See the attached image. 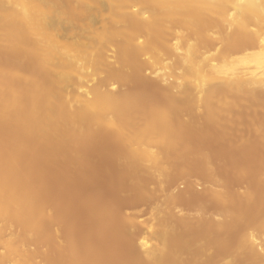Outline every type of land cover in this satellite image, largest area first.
Segmentation results:
<instances>
[{
  "label": "bare ground",
  "instance_id": "6f19581e",
  "mask_svg": "<svg viewBox=\"0 0 264 264\" xmlns=\"http://www.w3.org/2000/svg\"><path fill=\"white\" fill-rule=\"evenodd\" d=\"M250 47L251 50H248ZM0 49L16 53L20 60H28L30 64L28 66H23L21 63L10 65L0 60V118H6L7 125L15 129L4 143L5 147L1 146L0 149V247L2 249L0 264H55L56 260L63 258L68 260V264H79L80 259L76 260L77 256L73 250L75 248L71 249L64 241L65 239H62V235L60 236L61 214L59 215L58 211L55 212L58 206H55V209L52 208L54 202L51 203L52 198L48 202L49 199L46 200V196L43 197L39 192L40 189L43 191L41 186L45 183L46 172L45 174L36 172L39 168L35 164L39 160L36 158L44 155L41 152L42 146L49 145V156L56 157L58 153L60 154L59 150L65 147L68 150V146L71 147L69 143L73 138H78L79 135L84 137V134L94 129L109 134V138L112 136L120 147L122 146L127 156L122 155L120 160L128 158L133 165L141 167L144 170L143 172L140 169V172H143L141 175L147 173L149 175L147 177L151 176L157 183V186L153 184L155 188L157 187L155 190L163 192L162 200L159 196L160 202L154 203L156 205L152 207L153 209L151 208L150 221L147 222L146 219V222L140 221L141 219L137 220L136 217H128L129 219L126 220L128 226L138 223L147 228L148 234L145 233L146 235L142 236L138 243L144 263H184L181 260L182 252L187 248L181 249L175 246L174 235L180 230L176 233L172 224L174 219L171 223L169 219L175 216L177 196L175 197L173 194L175 192L172 191H175L177 187L170 189L171 192H169L165 189V183L171 169H174L171 167V161L183 156H181V153L184 154L182 148L188 140H182L186 143L183 146L179 136L183 129L179 130L181 131L179 133L176 123L174 127L164 103L163 105L142 103L145 97L141 102L131 97L129 99L119 93L116 79L125 80L130 72H134H132L133 68L140 73L144 72L145 68H150L154 79L168 92L191 100L192 107L195 109L189 108L191 111L199 112L198 115H203L215 122L226 117L228 122L234 125V120L238 118L234 116L237 113L234 114L233 110L237 99L235 95L246 91H264V0H0ZM31 65H34L37 70H33ZM107 81L108 87L104 86ZM69 86L73 87L72 91L67 90ZM166 94L164 93L165 96ZM255 94L257 97V93ZM258 96L260 97V94ZM140 97L143 96H139V99ZM257 101L253 100V102ZM249 105L251 110V103ZM194 112L192 114H195ZM235 112H238L237 109ZM174 114L173 118H175ZM253 116L255 118V115ZM233 117L236 119L233 120ZM202 120L199 121L202 122ZM249 120L246 118L245 122H250L252 126V119ZM204 122L206 123L205 119ZM225 122L221 126L225 125ZM262 122L258 124L255 121V127L253 126L261 136L264 134ZM198 124L196 126L199 127L202 123ZM8 126L5 127L8 128ZM238 127L241 126L238 125ZM229 128L231 129V126ZM232 128L235 127L232 126ZM245 134L248 133L244 132V135H241L245 136ZM235 137L237 139L236 135ZM246 138H248L247 135ZM61 139L64 141L59 143ZM235 143L238 142L235 141ZM72 147L74 148V145ZM61 152L63 154V151ZM191 156H188L190 161ZM184 160L186 158H183ZM52 161L54 163V159ZM129 161L126 160V162ZM210 161L207 165L211 168ZM126 162L125 164H128ZM175 163L173 166H177L176 169H178L180 162ZM179 165L181 167V163ZM255 167L252 168L256 170ZM214 168L216 166L213 170ZM244 169L240 170L239 167L240 176L247 172ZM214 173L209 176L212 182L220 181L219 176H216L217 173ZM178 174L180 172L174 174L176 178ZM186 174L190 175L187 171ZM223 178L226 179V177ZM150 179H148L149 184ZM261 180L264 179L261 178ZM137 181H140L138 177L135 182ZM222 184L206 186L205 183L202 188L210 192L213 199L221 205L218 213L205 214L203 212L207 209L205 208L202 212L203 208L201 209L199 205L198 208L201 210L196 207L197 210L191 211L192 213H180L182 215L179 218L191 222L192 225L205 222L213 230L223 231L230 226L229 224L232 228L234 224L231 222L238 215L237 210L235 211L232 206L236 193L232 194V189L230 193ZM135 185L140 184L135 183ZM142 186L141 191L144 183ZM145 186L147 188V185ZM58 188L60 187L55 189L59 190ZM153 188L150 187L148 190ZM182 188L183 186L180 187L181 190ZM246 188H241L242 191L235 188L241 191L236 196L250 203L254 197V191ZM249 188L254 189V187ZM153 191H150L151 194ZM155 193L151 196L154 197ZM55 195L53 196L56 197ZM59 195L62 196L60 193ZM147 197L151 200L150 196ZM103 208L102 212L105 211ZM107 208L109 211V207ZM70 211H73V208ZM242 215L241 218H243ZM176 217L174 218L179 221L180 219ZM246 220L248 221V218ZM236 221H234L235 224L240 223L241 220ZM180 222L177 223L181 224ZM242 222L240 224L244 226ZM257 222L259 223L257 228L242 233L235 251L226 253L227 256H223V259L220 257L221 261L219 260L216 264H234L235 256L244 251H249L253 255L255 264H264V220ZM46 224L52 230H47L49 233L46 232L47 235H43L44 238L41 241L40 237L46 230ZM49 224H53L51 225L53 228L49 227ZM240 224L239 228L242 227ZM128 226L124 227L128 228ZM245 226L248 228L247 225ZM195 241H193L194 244ZM236 241L238 243V238ZM49 243L53 245L52 252L49 251ZM203 247L205 252L207 246ZM208 252L206 251V254ZM204 257L205 255L202 258ZM199 262L205 263H202L201 259Z\"/></svg>",
  "mask_w": 264,
  "mask_h": 264
},
{
  "label": "rangeland",
  "instance_id": "374dc122",
  "mask_svg": "<svg viewBox=\"0 0 264 264\" xmlns=\"http://www.w3.org/2000/svg\"><path fill=\"white\" fill-rule=\"evenodd\" d=\"M248 50H251V47ZM0 60L1 61L3 60L2 62L8 63L10 65L19 64V63H21L23 66L30 65L28 60H24V59L20 60V58L18 57V55L16 53L7 52V51L1 50V49H0ZM31 67L33 70H37L34 65L33 66L31 65ZM132 72L133 73H131V72L129 73L130 75H128V77L125 80L116 79L118 81L116 84H117V86L119 85V87H118L119 93H121V95H124L129 99L131 97V99H136L140 102L143 100L142 98L145 97V99L142 101V103H150V104L153 103V104H157V105H163V103H164V105H166V106H164L165 109L167 108L166 110L168 111V113H170L172 124L174 125V127H176L174 124V123H176L177 124V127H176L177 131L179 133L182 131V134H184V135H182L181 133L179 134V136L181 138L182 145L184 146V144H186L185 141L188 140L187 144L184 146V148L186 146L187 147L189 146V147L188 148L186 147L185 149L182 148V152H184V154L181 153V156L183 155L184 157L183 156L180 158L176 157L175 160L171 161L172 162L171 167L174 169H171L172 171L169 173V175H168L169 177H167L168 180H166V183L168 185L165 183L166 191L169 190V192H171L170 189L172 190L176 187H177L176 189H178L177 191H176V189H175V191L174 190L172 191V192H175V193H173L174 196L175 197L177 196V199L175 202V207L177 206L176 207L177 213L175 212L174 213L175 216H171L173 218L170 217L169 219H171L170 223L174 219L172 224H173V227L175 229V232L177 233V231L180 230L177 234L174 235V237H175L174 240L176 241L175 246L178 248H181V249H184L185 247L188 249V250L185 249L186 251L183 250L184 252H182V259L181 260L185 264H189V263L201 264V262H199L200 259L202 260V263L205 262L204 264H213V263L216 264L219 262V260L221 261V259H223L225 256H227L226 253L230 254V253L235 251V249L239 245L240 237H241L243 232L248 231L249 229L250 230L255 229V227L257 228L258 224H259L257 221L262 222L264 220V216H263L264 215V180L263 181L261 180V178L264 179L263 178L264 177V164L262 163V162H264V160H263L264 157H262V156H264V152H263L264 151V141H263L264 134H263V136H261L260 134H258L256 132L255 128H253V126L255 127V121H256V123H258V121L262 120L263 122L262 121L261 122H262L263 133H264V116H262V114L264 115V110H263L264 109V106H263L264 105V91L258 90V92H260V93H258L257 91L256 92L246 91L240 95L239 94L235 95V97L237 99L235 98L236 102L233 106L234 107L233 110H234V114L237 113L234 116L236 118L237 117L238 118L236 119L235 117H233V120L236 119V121L234 120V125H233V123L231 125V123L228 122L226 117H223L222 118L223 120L220 119V121L216 120V122H215V120H213V121L209 120V119L205 118L203 115H198L200 113L196 112V111L194 112L195 109L192 107V103L190 102L191 100H188V99H185L182 97L180 98L179 95L171 93L170 91L168 92V90L165 89V87H163L160 83H157V81L154 79L153 72L151 71L150 68H145L144 72H141V73L139 71H137L136 68H135V70L133 68ZM116 80L114 79L115 82H116ZM106 83H104V86L108 87L109 82L107 81ZM67 90L72 91L73 87L71 88L69 86L67 88ZM166 92H167V94H166ZM164 93L167 96H165ZM248 93H249V95H248ZM255 93H257V97H256ZM132 94H133V96H132ZM172 94H174V95H172ZM259 94H260V97L258 96ZM134 95H136V96H134ZM170 95H171V97H170ZM139 96H143V97H140L141 99H139ZM176 96H178V97H176ZM150 97L153 99L152 101H151ZM163 97H164V100H163ZM159 98H162V99H160L161 101L159 100ZM256 98L257 99L259 98L258 101ZM245 99H246V102H247V100H249L248 101L249 104L251 103V110L252 111L249 110L250 105L248 104V102L247 103L245 102ZM180 100H181V102H178ZM253 100H255L257 102H253ZM186 101H188V102H186ZM243 102H244V104H243ZM178 103L181 105H179ZM186 103L189 104L190 106L187 105ZM239 103H241V104H239ZM253 105L256 107H254ZM257 105H259L261 111L259 110V107H257ZM237 106H240V107L237 108ZM262 106H263V108H262ZM189 108H191V110L192 109H194V110L191 111ZM235 108L237 109L238 112H235L236 111ZM242 108L246 109V111L244 109L242 110ZM238 109L241 110L242 113H241V111L239 112ZM188 111H190V112H188ZM192 112H194L195 114H192ZM171 113H172V115H171ZM238 113H239V115H238ZM173 114H174L175 118L172 117ZM192 115L193 116L195 115V117L197 116L196 118H198L199 120L203 119L202 122H200L198 119H196ZM253 115H255V118H253L254 117ZM199 116H201V117H199ZM246 118H247V120L252 119L251 120V122H253L252 126H250L251 125L250 122H245ZM204 119H205L206 123L204 122ZM240 120H242V121H240ZM198 121L202 124L204 123L203 125H205V124L206 125L203 126ZM225 121L228 122L229 124L228 123L226 124ZM192 122H194V123H192ZM212 122H213V124H211ZM217 122H219V123H217ZM224 122H225V125L221 126V124H224ZM237 122H238V124H237ZM243 122L245 124H243ZM261 122H259L258 124H260ZM186 123H187V126H189V127L186 126ZM246 123H248V124L246 125ZM7 124H8V120L6 118H3V119L0 118V133H2V134H0V149H1V146L5 147L4 143H6L7 139L9 138V135L11 133L15 132V129L12 127L10 128ZM183 124L185 126H183ZM190 124H191V126H190ZM197 124L199 125L200 128L198 126H196ZM235 124L237 126L239 125L241 127L237 128V126ZM4 125L8 126V128H6ZM229 125L231 126V129L229 128L230 127ZM180 126H182V127H180ZM232 126H234L235 128L233 129ZM245 126H246V128L247 127L248 128L246 129ZM183 127H185L186 129ZM201 127H203V128L201 129ZM224 127L229 128V130L227 128H225L226 129L225 130ZM212 128H214V129H212ZM250 128L251 129L253 128L252 130L254 131V133H253V131H251ZM181 129H183V130H181ZM245 129H246V131H245ZM7 130L8 131L10 130V131L8 132ZM179 130H181V131H179ZM201 130H203V131H201ZM243 130H244V132H247L248 134H245V136H243L244 135ZM224 131H226V132L224 133ZM238 131L239 132L242 131V132L239 133ZM91 132H89L90 134L87 133V134H89V136H87V134L86 135L84 134V137H83V135H79L78 138L77 137L73 138L72 141L69 143L71 147L68 146V150H66L67 147L59 150L62 157L58 153V155L56 157L51 158V156H49V152H50L49 145L48 146L47 145L42 146L41 152H43L44 155L40 156L41 158L40 157L36 158V160L37 159H39V160L36 161L37 163L35 162L36 163L35 165H38L37 168H39L38 171H36V172H43V174H45L44 172H46V174L44 175L45 183H43L41 186V187H43L42 188L43 191L40 189L39 192L41 193V195L43 197H44V195L46 196V200L49 199L48 202H50L51 201L50 198H52L51 203L54 201L52 203L53 206H51V204H50V206L52 208H54L55 206H58L57 207L58 210L56 207H55L56 209L55 208L54 209H55V212L58 211L57 213L59 215L61 214V219L59 222V225L62 224L61 226H59V227H61L60 228V236L62 235V239L63 240L65 239L64 241L68 244V246L71 249L75 248L73 250L77 256L76 260L80 259V260H78L79 264H146V263H144V260L142 259L141 250H140V248H138L139 247L138 243H139L140 239L142 238V236L148 234L147 228L145 226H141L138 223L132 224L131 226L129 224V226H130L129 227L127 225L126 220L129 219L128 217H133V218L136 217L137 220L141 219L140 221H142V220L145 221V219L147 222L150 221L149 220V219H151L150 218V216H151L150 211H152L151 208L152 207L154 208V205H156L154 203H159L160 200H162L163 192L155 190V189H157V187L155 188V186H157V183L154 179L151 178V176L147 177V176H149L147 173L144 174L146 177H144V175H141L144 172V170L141 167L138 168L137 165L136 166L133 165V163H131L128 160V158H126V159L124 158L123 160H120V159H122V157H121L122 155L125 157H127V156H126L123 148H121L122 146L120 147V145L114 140V138L112 136H111V138H109L110 137L109 134L107 135L106 133H104L102 131L100 132V130L98 131V129H94ZM241 134H243V135H241ZM235 135L237 136V139H236ZM239 135L241 138L239 137ZM246 135L248 136V138H246ZM249 137H250V139H249ZM183 139L184 140L186 139V140L183 142L182 141ZM222 140H223V142H222ZM224 140H226V141H224ZM253 140H254V142H253ZM63 141L64 140L61 139V141H59V143H61ZM235 141L238 143H235ZM248 141L250 143H248ZM2 143H3V145H2ZM251 143H252L253 147L251 146ZM258 143H259V145H258ZM190 144H192V145H190ZM73 145H74V148L72 147ZM249 146H251L252 148ZM189 148H191L190 150L193 151L192 153L190 150H188ZM185 150L187 153L189 151V153L187 154L185 152ZM61 151H63V154ZM78 152H80L81 154ZM211 153H212V155H211ZM75 154H77L79 156H77ZM191 154H192V156H191ZM80 155H81V157H80ZM200 155H201V157L202 156H204V157L201 158ZM250 155H252V156H250ZM188 156L189 157L191 156V161L189 160L190 158H188ZM47 158H48V160H46ZM57 158H59L60 161ZM181 158H182V160H179ZM183 158L184 159L186 158V160L188 158L189 161L188 160L183 161ZM204 158L206 159L207 162L205 161ZM208 158H210L211 161ZM247 158H248V160H247ZM53 159H54V163H52ZM124 160H125V162H126V160L129 161V162H126L128 164H125V162H123ZM208 160L210 161L211 168L208 167V165H207L209 162ZM212 161H213V163H212ZM49 162H51L52 164ZM175 162H180L181 167L179 165L180 163H178L179 168L176 169L177 166H175V167L173 166ZM189 162H191V163H189ZM201 162H203L204 164H202ZM187 163H189L190 166L189 165L187 166ZM211 163H212V165H211ZM238 163L240 166L237 165ZM243 163H245V165ZM184 164L186 165V167ZM201 164L204 167H202ZM213 164H214V166H213ZM175 165H177V163H175ZM206 165H207V167H206L207 169L205 170L204 168ZM234 165L236 166L235 169H234V167H235ZM253 165L256 166L255 167L256 170L252 168V167H254ZM215 166H216V168H214L215 170H213V167H215ZM238 166L240 167V170L244 169V167L247 168V169L246 168L244 169V171H247L245 173V175L240 176V174H239L240 170H239ZM249 167H250V171H249ZM35 168H36V166H35ZM140 169H141V171H143L142 173L140 172ZM201 169L203 172L201 171ZM184 170L189 172L190 175H187L188 173L186 174V171L184 172ZM233 171H234V173H233ZM235 171H236V173H235ZM260 171H262L263 174ZM179 172H180V174H178L177 178H176L175 177L176 175H174V174L175 173L177 174ZM193 172L195 173V175ZM214 172L218 174V175L216 174V176L217 177L219 176L218 178H220V181H218V182L213 181L212 182V180L210 179L209 176L211 174H213ZM206 173H208V174L205 175ZM248 173H249V175H247ZM171 174H172V176H171ZM185 174H186V176H185ZM192 174L194 177L191 176ZM258 175H260L261 177ZM262 175H263V177H262ZM181 176L184 178H182ZM137 177L140 179L139 182L138 181L135 182L137 180ZM171 177H173V178H171ZM189 177L191 180L188 179ZM204 177L207 178V181H206V178H204ZM223 177H226V179ZM169 178H171V180ZM175 178H176V180H175ZM148 179L151 180L150 184H149ZM192 179H193V181H192ZM196 179H198V180H196ZM145 180H146V182H145ZM172 180H174V181L171 182ZM223 180H224V182H222ZM153 181H154V183H152ZM183 181L185 183H183ZM190 181H192L193 183ZM195 182H196V184H195ZM135 183L140 184V185L137 186V185H135ZM143 183H144V188L141 191V188L143 187L142 186ZM205 183H206V186L208 184L209 185L214 184V186H216V185H221L222 183H224L222 185L225 186L230 191V193H231V189L233 190L232 194L233 193H236V194L241 193V191L243 189L248 187V189H251L252 191L257 192V193L253 192L254 197L252 198V200H255V201L250 200V203H247L249 201H244V200L240 199L239 196H236V194H234L235 198H234V202H233L232 206H233L235 211L237 210L236 213H238V215H236L237 217L234 218V220L231 222L235 226L233 225L231 228V224H229L230 229H229V227H226L227 229H224L223 231L222 230H220V231L219 230H213L210 227H208V225L205 222H201L199 224H193L192 225L191 222L183 221L181 219V217L179 218V216L182 215L180 213H185V212L186 213H192L191 211H196L197 209H195V208L196 207L198 208L200 206H201V209L203 208L202 212L205 210V208L207 209L206 211L203 212L205 214H209V213L210 214H216L221 209V207H220L221 205L218 204L213 199V196H211V193L206 192L204 189H202V188H204L203 186L205 185ZM145 185H147V188H145L146 187ZM182 186H183V188L181 190L180 187H182ZM57 187H60V188H58L59 190L55 189ZM150 187L151 188L154 187L153 189H150V191L154 190L152 192V194L148 190V188H150ZM249 187H254V189L249 188ZM235 188H239V189L243 188V189H241V191H239V189H236L237 190V192H236ZM46 189H48V190H46ZM54 190H56V192H58V193H56ZM189 190H191L192 192ZM234 190H235V192H234ZM180 191H181V194H179ZM145 192L147 194H144ZM155 192H157V193H155ZM59 193L62 196H60ZM153 193H155L154 197H152ZM184 193H185V196H183ZM49 194L51 196L56 194L55 196L57 198L53 196L54 197V199H53V197H51V196L49 197ZM47 195H48V197H47ZM146 195L150 196L151 198H149V199H151V200H148V197ZM159 196H161V198ZM238 197H239V199H237ZM59 198H61V199L59 200ZM158 198H160V200ZM236 199H237V201H236ZM201 200H202V204H200ZM204 200H205V202H204ZM67 201H68V204H67ZM194 201H195V203H194ZM198 201H200V202L198 203ZM176 204H178V205H176ZM72 205H74V206H72ZM204 205L207 207H205ZM60 206H61V208H59ZM70 206H71V208H70ZM107 207H109V211H107L108 210ZM72 208H73V211H70ZM99 208L101 209L100 212H99ZM102 208L105 209V211L103 210V212H102ZM191 208H192V210H191ZM74 209H76V210H74ZM198 209H200V208H198ZM59 211H61V213H59ZM66 211H67V213H66ZM111 211H112V213H111ZM212 211H214V212H212ZM138 212H140V213H138ZM71 213H73V214H71ZM240 213L245 214V215L243 214L245 216V218L241 214L244 219L241 218ZM98 214H99V217H98ZM102 214H103V216H102ZM65 215H68V216H65ZM63 216H64V218H63ZM101 216H102V218H100ZM176 216L178 217V219H180L179 221L174 218ZM238 217L240 219H237ZM62 218H63V220H62ZM142 218H144V219H142ZM247 218H248V221L246 220ZM252 218L254 220H251ZM123 220H125V221H123ZM236 220L237 221L241 220V221H239L240 223L242 222V220H244L242 223L244 224V226L247 225L248 228L246 226L245 227L242 226ZM234 221H236L237 223L235 224ZM246 221H247V223H246ZM254 221L257 225H254L255 224ZM174 222H175V224H174ZM177 222L178 223L180 222L181 224H178ZM248 222H250V224ZM125 223H126V225H124ZM239 224H240V226L243 227V229H242V227L239 228ZM51 225L53 226V224H49V227H52ZM174 225H176L177 227ZM124 226H128V228H126ZM62 227H64V228H62ZM145 228H146V231H145ZM50 229L48 228V226L46 224V230L43 231L42 236L40 237L41 241L44 238V236H46L47 233H49ZM47 230H49V231H47ZM64 233H65V235H67V237L64 235ZM69 234L71 237L69 236ZM231 234H233V235H231ZM237 238H238V243L236 241ZM71 239H72V241H71ZM193 241H195V244ZM201 242H202V246H201ZM207 242H209V243H207ZM204 244H206L208 250L212 246V248H210L209 252H208V250ZM203 245H204V247H203ZM48 247H50L49 251L52 252L51 249L53 248V245L51 246V244H50ZM188 247L191 248V252H190V248H188ZM202 247L206 248V251L209 253V254L207 253L208 255L206 254V251L204 252ZM193 249L195 251H193ZM197 249H198L199 253H201V254L198 253ZM201 249L203 250L204 254L201 252L202 251ZM1 250L2 249L0 247V251ZM188 252H190V253H188ZM183 253H185V254H183ZM204 255H205L206 259H204L205 257L202 258ZM209 255H210V257H209ZM184 256H185V258H183ZM187 256L188 257L190 256L191 258L190 257L188 258ZM197 256H198V258H197ZM199 256H202V257H199ZM49 257H52V255L51 256L49 255ZM207 257H209V258H207ZM220 257H221V259H220ZM197 259H199V260H197ZM212 261H213V263H212ZM184 263H181V264H184ZM55 264H68V260L66 261L65 258L58 259V260H56ZM234 264H255V261H254L253 255H251L249 251H247V252L244 251V252L237 254L235 256Z\"/></svg>",
  "mask_w": 264,
  "mask_h": 264
}]
</instances>
